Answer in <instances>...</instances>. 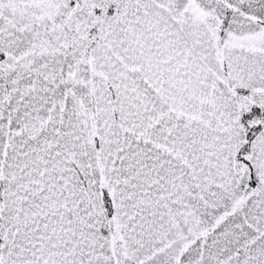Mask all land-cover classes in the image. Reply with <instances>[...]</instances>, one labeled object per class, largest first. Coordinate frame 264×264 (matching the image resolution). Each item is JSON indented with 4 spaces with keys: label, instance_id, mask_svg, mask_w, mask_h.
I'll return each instance as SVG.
<instances>
[{
    "label": "snow or ice",
    "instance_id": "obj_1",
    "mask_svg": "<svg viewBox=\"0 0 264 264\" xmlns=\"http://www.w3.org/2000/svg\"><path fill=\"white\" fill-rule=\"evenodd\" d=\"M0 264H264V0H0Z\"/></svg>",
    "mask_w": 264,
    "mask_h": 264
}]
</instances>
